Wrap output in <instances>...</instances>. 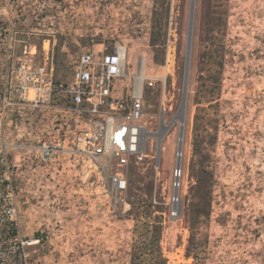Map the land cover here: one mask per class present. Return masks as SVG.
<instances>
[{"label": "rangeland", "instance_id": "1", "mask_svg": "<svg viewBox=\"0 0 264 264\" xmlns=\"http://www.w3.org/2000/svg\"><path fill=\"white\" fill-rule=\"evenodd\" d=\"M190 9L191 0H0V136L13 146L22 233L41 239L34 264H264V0H196L178 220L166 205L177 123L159 170L150 150L130 168L129 214L109 203L93 167L34 150L62 127L76 130L55 88L72 81L82 51L101 45H125L127 76L143 61V75L157 78L145 88L144 121L164 137L163 103L170 122L184 96ZM21 66L54 69L48 101L25 100Z\"/></svg>", "mask_w": 264, "mask_h": 264}, {"label": "built area", "instance_id": "2", "mask_svg": "<svg viewBox=\"0 0 264 264\" xmlns=\"http://www.w3.org/2000/svg\"><path fill=\"white\" fill-rule=\"evenodd\" d=\"M101 51L95 47L82 51L76 61L72 81L65 87L55 88L65 92L69 113L76 118V130L65 131L62 127L57 135L46 137L41 145L34 148L42 160L47 161L58 154L74 157L84 164L89 163L101 174L104 189L110 204L120 205L123 214H129L132 206L128 201L129 170L143 164L149 158L148 151L153 144L161 146L175 124L179 134L176 139L175 166L172 171L170 195L166 205L171 220H178L184 212L183 190L185 183L184 155L180 149V131H185L186 120L178 121L181 104L166 120V107L163 103L159 130L165 127L164 137L151 130L144 121L146 113L145 88H153L157 78H146L141 90H136L135 75L127 76L128 50L125 45L113 48L104 45ZM53 71L47 67L35 73L21 66L17 71V81L21 84V94L27 98L31 89L35 90V102L48 101L54 86ZM125 78L133 80L128 88ZM124 89H119L120 86ZM150 143V144H149ZM150 145V147H149ZM11 146L0 136V264H34L33 247L41 243L22 233L16 185L17 165L11 158ZM159 169L161 158L156 157Z\"/></svg>", "mask_w": 264, "mask_h": 264}, {"label": "bare ground", "instance_id": "3", "mask_svg": "<svg viewBox=\"0 0 264 264\" xmlns=\"http://www.w3.org/2000/svg\"><path fill=\"white\" fill-rule=\"evenodd\" d=\"M195 7H196V0H191V12H190V16H191V19H190V32H191V24H192V20L194 19V16H195ZM190 46V45H189ZM126 48V47H125ZM102 49H100L99 51H101ZM190 49H188L187 53L188 54V57L190 55ZM191 56H192V49H191ZM187 58V57H186ZM175 61L173 60V57L171 56V54L168 55V60H167V66H166V74L167 75H173L174 74V63ZM191 63V62H190ZM144 64H143V61L140 62V73L138 74L139 76L135 75V83H136V90H141L142 88V84H143V81L146 80V78H151V77H147L145 76V73L143 75V67ZM189 61L187 59L186 61V68H185V79H184V96H183V100L182 102H184V106H183V112H182V118L181 120H178L179 122H183L184 120H186V108H187V104H188V101L187 99L185 100V93H186V89H187V86H188V89H189V77H188V70H189ZM137 76V77H136ZM145 76V77H144ZM190 76V74H189ZM29 96L30 98L32 99L34 96H35V92L33 89H31L29 92ZM179 115H180V112H179ZM186 128V127H185ZM168 136V135H167ZM161 141H160V138H159V141H158V146L156 147V144L154 143L153 146L151 147L150 151L151 152H155L157 157L161 158L162 157V153H164L166 151V148H165V145L163 144L161 146ZM179 147L180 149L185 147V131L184 129L180 131V144H179ZM86 165H90L89 163H87ZM91 167H93L92 165H90ZM159 170V169H158Z\"/></svg>", "mask_w": 264, "mask_h": 264}, {"label": "water", "instance_id": "4", "mask_svg": "<svg viewBox=\"0 0 264 264\" xmlns=\"http://www.w3.org/2000/svg\"><path fill=\"white\" fill-rule=\"evenodd\" d=\"M190 12H191V9H190ZM190 19H191V16H190ZM191 27H192L191 32H190V30H188L187 49H186V53H187L188 49H190L189 57H188V54H186V57H187L186 61L188 59L189 65H190V62H191V49H192V41H193L194 19L192 20ZM189 29H190V23H189ZM189 74H190V66H189V70H188V77L190 78ZM188 81H189V79H188ZM185 97H186L185 98V100H186L187 97H188V86H187V89H186Z\"/></svg>", "mask_w": 264, "mask_h": 264}, {"label": "trees", "instance_id": "5", "mask_svg": "<svg viewBox=\"0 0 264 264\" xmlns=\"http://www.w3.org/2000/svg\"><path fill=\"white\" fill-rule=\"evenodd\" d=\"M154 233H155V235H154V240H153V242L151 243L152 245V247H154V249H156V250H154V249H152V250H154V251H157V254H159V255H161V253H160V250H158V243H159V239H160V235H161V227L160 226H154Z\"/></svg>", "mask_w": 264, "mask_h": 264}]
</instances>
